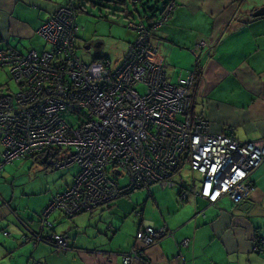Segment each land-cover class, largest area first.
<instances>
[{"label": "built area", "instance_id": "2783aa9c", "mask_svg": "<svg viewBox=\"0 0 264 264\" xmlns=\"http://www.w3.org/2000/svg\"><path fill=\"white\" fill-rule=\"evenodd\" d=\"M174 5L167 4L152 30L167 21ZM127 27L135 39L117 63L80 59L79 27L69 5H59L37 29L48 50L0 49V67H8L17 85L15 91L0 93L4 163L48 150L51 157L58 154L48 157L53 168L77 165L71 183L43 208L41 228H52L49 217L54 211L73 216L120 196L130 197L136 188H173L172 176L185 163L192 178L195 172L200 178L193 196L210 203L225 195L238 204L254 190L251 174L264 162V139L243 142L230 131L211 133L206 121L192 113L194 71L175 84L169 82L167 65L149 58L156 51L151 30L136 23ZM204 45L202 40L198 43ZM137 86L144 88L143 93ZM67 113L76 117V125L65 118ZM121 176L127 179L124 184L119 183ZM179 196L184 199V191ZM136 215L142 218L141 213ZM30 236L47 240L58 250L69 247L66 237L55 232L50 239ZM162 236L173 238V231L144 224L135 244L119 254L122 264H150L144 260L145 249ZM191 242L183 238L178 244ZM255 250L264 251V241L258 240Z\"/></svg>", "mask_w": 264, "mask_h": 264}, {"label": "crops", "instance_id": "0c3cea01", "mask_svg": "<svg viewBox=\"0 0 264 264\" xmlns=\"http://www.w3.org/2000/svg\"><path fill=\"white\" fill-rule=\"evenodd\" d=\"M62 1L0 0V49L18 50L21 46L22 53L48 50L37 29L64 4ZM262 6L264 0H176L165 24L153 30L151 36L156 51L149 58L167 65L169 82L177 83L188 69L194 71L199 65L200 78L191 91L193 114L206 121L211 133L230 131L243 142L264 139V16L252 15ZM197 39L205 45L190 52ZM99 57L102 56L96 54L93 59ZM3 152L0 142V264H122L119 254L127 252L135 239L121 236L125 223L117 217L121 212L136 209L141 210L142 216L144 205L139 208L131 200L138 191H146L151 198L155 186L148 191L133 190L128 198L120 196L101 205L110 209L112 220L88 224L89 234L70 236L56 229L63 226L60 221L59 224L52 221V231L64 235L69 245L58 250L51 242L28 235L14 214L33 233L49 235L52 231L41 230L37 223L43 210L39 208L68 186L75 173L69 183L49 194L48 178L23 179L12 171L14 166L7 165L13 161L4 163ZM43 156L37 154L15 161L19 166L27 158L45 164ZM251 180L254 190L238 204L225 195L210 203L193 196V190H185L182 199L179 188L175 192L157 188L156 200L154 197L152 200L162 209L156 208L151 217L138 220L137 232L144 224L165 226L173 231L174 237L162 236L146 247L145 257L150 264H264V251L255 250L257 241H264V162L252 172ZM26 195L37 197L22 201ZM191 198L193 204L189 203ZM164 199L170 200L169 207L163 206ZM99 207L90 212L101 210ZM55 212L58 211L50 218ZM62 215L58 212L54 220ZM183 238H190L191 244L179 245Z\"/></svg>", "mask_w": 264, "mask_h": 264}, {"label": "rangeland", "instance_id": "374dc122", "mask_svg": "<svg viewBox=\"0 0 264 264\" xmlns=\"http://www.w3.org/2000/svg\"><path fill=\"white\" fill-rule=\"evenodd\" d=\"M68 0H63L62 3L67 2ZM76 3V1H75ZM131 8V7H130ZM113 8H111L112 11ZM132 9V8H131ZM77 25L79 26V31L77 32V40H76V53L80 57V59L84 63H90L94 59L93 57L96 54L101 55L102 57H107L112 61V63H117L121 60L123 54L127 51L129 47V41L134 42V34L131 33L129 28L127 27V19L123 17V15H112L106 12L105 8H101L99 11L98 8H93L87 6L86 12L80 11L77 15ZM201 40L197 39L195 43L190 48V52H193L197 49L198 43ZM41 43V41H40ZM86 46H90V49H86ZM26 47V46H25ZM21 49V46L18 47ZM48 48H50L48 46ZM18 49V50H19ZM26 50V49H24ZM20 51V50H19ZM98 51V52H97ZM23 52V50H22ZM101 53V54H100ZM194 60L190 62L193 63ZM186 71V70H185ZM193 69H188L185 72L184 77H186ZM8 89L15 91L17 89V85L14 80L11 78L8 72V67H0V92L7 91ZM137 90L140 93H143L144 88L142 86H137ZM65 118L70 121V123L76 125L77 120L76 117L72 114H65ZM61 155L64 153L62 151H58ZM19 159V158H18ZM17 159V160H18ZM16 160V159H15ZM13 161L12 163L7 164L8 166H14L12 171H17L18 176L21 175L23 179L27 177L37 176L45 180L48 178V193L50 194L59 189L61 186H65V183H69L71 181L72 176L74 173L77 172V165L71 164L69 166L63 168H53L52 165L48 166L47 164H41L39 161H32L30 158L23 159L25 164L23 166L18 165V161ZM43 166H47L46 168ZM172 179L175 181L176 186L173 188H168L166 192H175L180 186L187 191H191L193 188L194 190H198L199 188V174L195 172L194 178H192L190 167L187 163H185L179 171L173 174ZM194 179V180H193ZM126 177L122 176L119 178V183L124 184L126 182ZM194 181V182H193ZM153 188V187H152ZM157 188L151 190L152 197H147L146 191H138L134 198H132L131 202L133 205H138L139 208L143 207L142 218L145 220L151 217V213L156 212L157 209H162L161 206L157 205V202H153V197H155V190ZM140 189V188H136ZM134 189V190H136ZM170 189V190H169ZM146 190V189H145ZM61 191V190H58ZM192 194V193H191ZM29 197H37V196H23L22 201H27ZM126 197V196H122ZM128 198V197H127ZM165 204L163 206L169 207L171 202L169 199H164ZM189 203L193 204L192 198L189 199ZM48 204V203H47ZM40 207V204H38ZM45 206L39 208L41 211ZM99 208H102L100 206ZM137 213H141L140 209H136L133 212H121L117 217L120 221L125 223V230H122L121 236H130L134 240L137 235V228H138V220ZM56 212L54 213V215ZM52 215L49 219L53 221L55 224L60 221L63 226H57V230H63V232H67L70 236L77 235H84L89 234L87 231V225H97L99 221L103 223L112 220V214L110 213V209L106 207L102 208L101 210H93V211H85L81 212L77 215L72 217H65L62 215L57 220H54V216ZM16 220L20 223V225L26 230V232L30 233L31 231L29 228L21 221L19 218L16 217ZM78 218H80L79 221ZM39 224V220H37ZM59 224V222H58ZM110 235V234H109ZM135 242V240H134ZM116 252V251H114Z\"/></svg>", "mask_w": 264, "mask_h": 264}, {"label": "trees", "instance_id": "16d2710c", "mask_svg": "<svg viewBox=\"0 0 264 264\" xmlns=\"http://www.w3.org/2000/svg\"><path fill=\"white\" fill-rule=\"evenodd\" d=\"M75 1H76V3H75ZM171 1H174L175 5H176V0H68L66 3L60 4V5H69L74 10V12L76 13V20H77V15L80 11L86 12L87 6H90L93 8H98L99 11H101V8H105L106 12L108 14H112V15H120L121 14V15H123V17H125L127 19V21H126L127 25L129 23H136L138 25L143 24L149 30H151V35H152L153 24H155L158 20L162 19L165 7ZM175 5H174V8H175ZM111 8H113L112 11H111ZM78 31H79V28H78ZM76 40H77V36H76ZM102 59H104V57L98 58V60H102ZM198 70H199V65L194 69V74L196 76L195 77L196 82L200 78ZM192 113H193V111H192ZM57 156H58V154L56 156L55 155L52 156L51 158H53V157L55 158ZM49 158L46 160L45 164L50 162L49 164L52 165V161ZM155 187H157V186H155ZM181 191H185L183 186L179 187L178 195L180 194ZM40 229L44 230L45 228L40 227ZM46 230H48V229H46ZM50 231H52V228L50 229ZM35 235H40L43 238L46 237L47 239H50L51 233L47 236H44L41 234V232H39V233L35 232ZM144 260L149 262L147 257H145Z\"/></svg>", "mask_w": 264, "mask_h": 264}, {"label": "water", "instance_id": "95a60500", "mask_svg": "<svg viewBox=\"0 0 264 264\" xmlns=\"http://www.w3.org/2000/svg\"><path fill=\"white\" fill-rule=\"evenodd\" d=\"M254 17L256 16H264V6H262V7H260V8H258L257 10H255L254 12H253V14H252ZM50 156V154H49V151L48 150H46L45 152H44V156H43V162H45L47 159H48V157ZM51 157V156H50ZM29 234V233H28ZM31 234H35V233H33L32 231L30 232V234L29 235H31Z\"/></svg>", "mask_w": 264, "mask_h": 264}, {"label": "bare ground", "instance_id": "6f19581e", "mask_svg": "<svg viewBox=\"0 0 264 264\" xmlns=\"http://www.w3.org/2000/svg\"><path fill=\"white\" fill-rule=\"evenodd\" d=\"M196 77V76H195ZM252 181V180H251ZM253 183V182H252Z\"/></svg>", "mask_w": 264, "mask_h": 264}]
</instances>
